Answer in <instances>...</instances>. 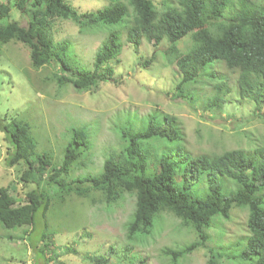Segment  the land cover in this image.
Returning a JSON list of instances; mask_svg holds the SVG:
<instances>
[{
	"label": "trees",
	"instance_id": "16d2710c",
	"mask_svg": "<svg viewBox=\"0 0 264 264\" xmlns=\"http://www.w3.org/2000/svg\"><path fill=\"white\" fill-rule=\"evenodd\" d=\"M109 2L95 11L79 12L67 0L0 1V46L9 41L21 42L29 48L33 69L55 65L60 74L52 72L51 77L59 84L71 85L79 92L93 91L101 83L115 80L109 62L119 63L122 45L118 32L109 31V26L121 23L125 26L127 42L134 48L143 38L153 46L164 39L168 42L164 55L181 74L175 86L177 97L190 98L184 94L185 83H193L200 76L209 80L217 78L216 72L206 70L205 66L221 62L229 70L237 71L236 89L241 99L250 100L257 109L264 102V3L255 0ZM230 5V14L224 15ZM12 9L26 14L25 26L11 18ZM55 19L73 21L80 32L108 29L91 68L75 61L68 40L53 38ZM184 37L193 45L181 52L176 42ZM153 55L143 64L150 63ZM214 89L203 109H220L230 92L224 79L217 81ZM156 114L142 121L143 125L135 127L128 122L121 126L119 135L124 145L116 155L104 159L99 174L76 177L69 176L77 164L82 165L80 157L90 147L84 130L72 129L62 159L53 164L49 153L34 156L35 142L27 124L12 121L2 125L11 147L5 164L8 167L23 164L18 176L23 198L16 199L10 185L0 187V225L33 228L36 211L41 208L45 213L49 207L45 189L51 185L82 197L98 193V203L109 207L130 194L134 197L133 212L125 222V231L131 245H126L122 253L124 264H137L139 256L131 254L133 239L150 235L154 220L162 213L173 215L196 234V239L188 244L161 249L169 264H178L197 247L208 252L204 264H264V145L252 150L239 148L219 154L193 155L184 145L176 118L162 112ZM148 139L153 140L151 147L161 148L151 168L147 166L150 147L141 145ZM43 178L45 186L40 188ZM236 210L247 213L242 235L230 241L227 250L210 245L217 236H225L224 222L232 220ZM86 257L94 264H111L103 255Z\"/></svg>",
	"mask_w": 264,
	"mask_h": 264
},
{
	"label": "rangeland",
	"instance_id": "374dc122",
	"mask_svg": "<svg viewBox=\"0 0 264 264\" xmlns=\"http://www.w3.org/2000/svg\"><path fill=\"white\" fill-rule=\"evenodd\" d=\"M67 1L79 12L95 11L110 4L109 0ZM255 1L264 3V0ZM229 9L231 5L223 14H230ZM11 18L23 26L27 24L26 14L18 9L11 10ZM52 29L53 38L68 40L75 61L86 68H91L94 54L108 33L105 27L80 32L73 21L66 19H55ZM109 31L118 32L122 45L119 63L109 62L115 80L103 82L93 91L79 92L71 85L59 84L51 77L52 72L60 74L55 65L33 69L29 48L21 42L9 41L0 46V187L12 186L16 199L23 198L18 179L23 164L15 167L5 164L11 147L1 130L2 125L12 121L28 125L35 142L34 156L49 153L53 164L62 159L72 129L84 130L90 147L80 157L82 165L77 164L69 177L99 174L104 159L115 156L124 145L119 128L128 122L135 127L143 125L142 121L160 112L176 118L184 145L193 155L219 154L239 148L252 150L264 145V102L257 109L253 102L238 96L237 71L229 70L221 62L210 63L205 69L214 70L217 78L209 80L200 76L193 83H185L184 94L190 98L177 97L175 86L181 74L164 55L168 43L165 39L153 46L143 38L134 48L126 40L123 24H113ZM190 45L193 44L188 37L176 42L181 52L190 49ZM153 53L152 61L143 64ZM220 79L230 88L223 106L211 111L203 109ZM137 117L141 119L138 125ZM152 142L151 139L141 142L142 146L150 147L148 168L161 152V148L151 147ZM160 142L166 145L165 141ZM41 186H45V178L40 181ZM45 191L49 207L45 213L41 208L36 211L33 228L0 225V264H94L86 256L96 255L107 257L111 264H124L122 253L126 245H131L125 222L133 212L132 195L125 194L122 201L109 207L98 203V193L82 197L75 192L60 191L56 185L46 187ZM246 217V211L236 210L232 220L224 222L225 236L218 234L210 245L229 249V242L242 235ZM192 230L173 215L162 213L154 220L150 235L133 239L131 254L139 256L137 264H169L161 249L194 241L196 234ZM9 235L15 238L6 239ZM207 258L206 248L197 247L178 264H204Z\"/></svg>",
	"mask_w": 264,
	"mask_h": 264
}]
</instances>
